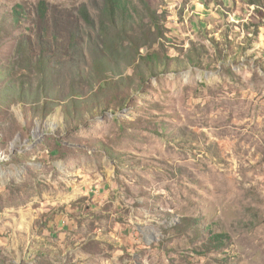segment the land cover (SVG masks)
<instances>
[{"label":"rangeland","instance_id":"374dc122","mask_svg":"<svg viewBox=\"0 0 264 264\" xmlns=\"http://www.w3.org/2000/svg\"><path fill=\"white\" fill-rule=\"evenodd\" d=\"M146 1L100 90L103 0H0V264H264V0Z\"/></svg>","mask_w":264,"mask_h":264},{"label":"trees","instance_id":"16d2710c","mask_svg":"<svg viewBox=\"0 0 264 264\" xmlns=\"http://www.w3.org/2000/svg\"><path fill=\"white\" fill-rule=\"evenodd\" d=\"M258 0H248V4L255 5ZM138 5L125 3L123 0H103V7L99 10L98 15V35L103 39V51L104 57L99 60H95L92 63L91 70L89 71V75L92 80H95L99 84V89L104 90L108 88L110 85V80L112 78L108 77L107 74L109 72H114V67L117 64V61L112 58L115 55V51L117 47L123 46L126 42L127 45L132 48V60H138L139 64L136 65V68L142 69L143 72L148 74H152L154 71L162 72L166 68V61L172 60L173 58H161L154 51L153 53H149L146 55H141L139 49L141 48V43L139 44L137 31L143 29L142 26L137 24L138 19L144 18L150 24V27L154 30V32H149L148 36L143 33V38H149L151 42H161L164 38L163 26L161 25V21L159 19L158 14L152 10L150 5L146 0H137ZM139 8L141 10H139ZM140 12V13H139ZM81 16L87 21V14L85 11L81 12ZM142 46H147V43L144 41ZM111 59V62L110 60ZM29 62V61H28ZM115 64V65H114ZM132 63H129V65ZM34 66V67H33ZM29 72L33 69L35 70L37 77L41 81V85L44 86L45 82L48 79L49 71L47 69V64L39 59L35 63L30 62ZM134 69H132L133 75ZM143 74H141V80H143ZM19 90V91H18ZM23 88L20 87L16 91L14 90L13 96L15 101L22 102L23 101ZM18 92V95L15 96V93ZM92 103L88 101L80 100L76 102L75 99L71 101L73 103V108L70 110L68 107L63 108V114L66 115L67 118H70L71 115H75V110L79 106H75L76 104L82 105L83 109L86 110L87 114H91L94 112L103 111L108 105L111 106H119L125 102L123 97L119 98L117 96L110 95L108 97L109 101L104 100L103 103L98 101L97 94L92 95ZM11 98V97H10ZM104 99V97H103ZM75 103V105H74ZM91 104V105H90ZM43 102L42 108L44 113L40 115L44 116L47 113L51 112L53 106L50 103ZM88 107V108H87Z\"/></svg>","mask_w":264,"mask_h":264}]
</instances>
